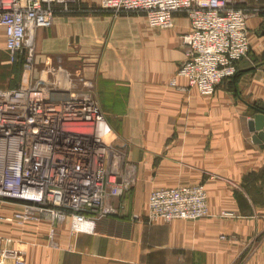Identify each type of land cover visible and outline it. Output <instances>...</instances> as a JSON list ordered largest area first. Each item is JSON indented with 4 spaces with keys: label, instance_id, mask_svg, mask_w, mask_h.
Returning a JSON list of instances; mask_svg holds the SVG:
<instances>
[{
    "label": "crops",
    "instance_id": "crops-1",
    "mask_svg": "<svg viewBox=\"0 0 264 264\" xmlns=\"http://www.w3.org/2000/svg\"><path fill=\"white\" fill-rule=\"evenodd\" d=\"M235 1L251 11L248 60L210 97L176 76L185 58L179 35L190 30L184 13L156 29L144 14L115 16L99 0H68L76 11L60 10L52 27L36 30L34 78L61 63L93 83L117 142L128 144L136 183L122 215L77 232L69 222L53 231L47 222L0 223L2 247L22 251L26 264H264V146L249 128L254 107L264 110V0ZM23 70L0 65V89L15 86ZM195 184L206 190L208 217L146 220L151 191Z\"/></svg>",
    "mask_w": 264,
    "mask_h": 264
},
{
    "label": "built area",
    "instance_id": "built-area-1",
    "mask_svg": "<svg viewBox=\"0 0 264 264\" xmlns=\"http://www.w3.org/2000/svg\"><path fill=\"white\" fill-rule=\"evenodd\" d=\"M99 1L113 15L143 13L156 29L172 28L174 15L184 13L190 30L181 34L185 58L176 76L204 97L236 75L250 50L251 11L235 0ZM68 9V0H0L5 49L24 65L17 84L0 89V223L47 222L53 231L69 222L77 232L88 221L122 215V198L136 183L126 144L117 142L92 83L61 63L34 78V33ZM147 206L148 222L209 216L200 184L155 189ZM3 242L0 264H26L22 251Z\"/></svg>",
    "mask_w": 264,
    "mask_h": 264
},
{
    "label": "rangeland",
    "instance_id": "rangeland-1",
    "mask_svg": "<svg viewBox=\"0 0 264 264\" xmlns=\"http://www.w3.org/2000/svg\"><path fill=\"white\" fill-rule=\"evenodd\" d=\"M99 5H100V3H99ZM101 10H103L102 8H101V6L99 7ZM72 9H75V10H72ZM80 10H83L84 8H79ZM76 11L77 10V8H71V7H69V9H68V11ZM85 10H86V8H85ZM111 14H113V13H111ZM121 14H130V13H119V14H117V15H115V16H118V15H121ZM131 14H143V13H137V12H133V13H131ZM52 27V26H51ZM179 42H180V46L182 47V43H181V34L179 35ZM182 49H183V47H182ZM248 55H249V52H248V54L240 61V64L239 65H242L243 63H245L247 60H248ZM73 56H75V57H78V54H75V55H73ZM81 56V55H80ZM76 62H77V59L75 60ZM85 64V63H87V62H83L82 60H80V61H78V64L77 65H83V64ZM0 65H21V64H17V62L15 61V58L12 56V55H10L9 53H8V51L5 49V50H2V49H0ZM70 65H71V63H70ZM74 65H76V64H74ZM76 73L77 72H79V74H82V72L79 70V71H75ZM227 81V80H226ZM93 84V83H92ZM108 120V119H107ZM110 123V122H109ZM126 144V143H125ZM125 149H127V151H128V144H126V147H125ZM159 189V188H158ZM133 190H134V186L133 187H131L126 193H125V195L123 196V198H122V204L123 205H125L126 204V202L125 201H127V198H131V192H133ZM125 203V204H124ZM166 222H168V221H166Z\"/></svg>",
    "mask_w": 264,
    "mask_h": 264
},
{
    "label": "water",
    "instance_id": "water-1",
    "mask_svg": "<svg viewBox=\"0 0 264 264\" xmlns=\"http://www.w3.org/2000/svg\"><path fill=\"white\" fill-rule=\"evenodd\" d=\"M240 72V70L237 71L236 75ZM236 75L233 78H235ZM254 110H256L258 114L255 115L254 121L249 122V128L251 132H258L254 135L253 141L261 146H264V110L256 107H254Z\"/></svg>",
    "mask_w": 264,
    "mask_h": 264
},
{
    "label": "bare ground",
    "instance_id": "bare-ground-1",
    "mask_svg": "<svg viewBox=\"0 0 264 264\" xmlns=\"http://www.w3.org/2000/svg\"><path fill=\"white\" fill-rule=\"evenodd\" d=\"M150 27H151V26H150ZM35 33H36V31H35ZM35 33H34V37H35ZM34 37H33V38H34ZM33 42H34V41H33Z\"/></svg>",
    "mask_w": 264,
    "mask_h": 264
}]
</instances>
